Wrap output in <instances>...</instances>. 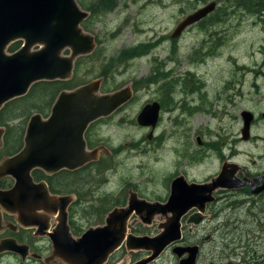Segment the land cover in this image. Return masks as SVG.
Returning a JSON list of instances; mask_svg holds the SVG:
<instances>
[{
    "label": "rangeland",
    "instance_id": "1",
    "mask_svg": "<svg viewBox=\"0 0 264 264\" xmlns=\"http://www.w3.org/2000/svg\"><path fill=\"white\" fill-rule=\"evenodd\" d=\"M83 1L88 4L91 2L95 9L109 8L110 12L104 15L98 10L100 14L96 13L94 17L96 22H90L91 30H85L95 37L97 47L93 52L95 54L89 59L82 57L84 60L80 64L78 80L87 84L102 79L103 65L112 62V71H107L110 77L107 86H111V90L129 86L135 92V97L124 105L122 112L116 111L114 118L99 121L92 127V137L96 139L97 144L106 148L102 154L105 164L108 163V169L110 168L108 173L104 172L103 180L97 179L94 182L95 187H98L96 191L99 190L95 195L108 197L113 194L114 199L121 200L123 187L133 186L150 201L162 198L166 194L169 175L174 170L171 160L174 161L176 155V161H180V157L173 150L174 145L176 149L178 146L170 134L173 131L170 117H179L180 111L166 113L159 129H155L154 136L159 135L160 141L148 139L151 128L137 123L139 113L146 104L160 99L159 91L163 90L164 80L169 82L167 88L173 89L171 103L166 107L169 109L172 105L177 109L184 104L186 96L193 94L185 91L192 85L190 81L200 80V77L204 83L197 91L201 93L192 105L198 103L208 108L218 104L217 109L222 112L219 117L217 115L216 120H212L208 115L204 116V126H211L216 130L223 123L230 124V117L239 115L242 110L263 111L264 23L259 21V17H264V11L260 15L259 3L252 11L258 16L244 12L246 9L242 8L237 0H217V9L211 12L203 23L188 27L179 38H172L174 30L186 17L212 1ZM235 2L240 7L236 6ZM218 15L219 19L213 21ZM140 46L144 47V50L139 56L126 64L116 62L122 52ZM201 46L202 49L197 50ZM212 47L217 50L212 52L216 55L199 60L200 57L209 55L208 51ZM161 71L168 73L166 78L159 76ZM152 77H155L154 81L149 80ZM176 79L180 82L176 83ZM226 82L231 84L230 90L226 89ZM102 93L106 94L103 91ZM162 96L164 97L163 94ZM232 96H235V104L229 101ZM188 104L191 105L190 102ZM213 110H216L214 106ZM254 133L264 136V124L257 126ZM254 147L257 145L243 142L240 144L239 153L243 155V161H247L249 157L257 159V156H246L249 149L253 151ZM259 165L261 166L260 162ZM232 218L235 222L225 225L224 236H213L214 242L203 249L198 264L216 262L210 259V253L215 251L209 248L215 246L219 239L220 250L217 251L230 256H233L230 246L239 244V239H243V244H258L255 242L259 241L260 244L264 243V231L239 223L238 217L232 215ZM162 222L164 220L156 218L152 225L147 226L138 220L134 222V229H139L143 234L157 235L160 231L158 225ZM84 223L86 226L87 223ZM91 223H99V219L92 220ZM244 233L246 236L241 235ZM259 249L264 251V247L257 248L258 251ZM117 256L119 259L116 264H128L134 258L132 252L119 251ZM230 262L232 260L226 259L222 264ZM155 264H175V259L169 251Z\"/></svg>",
    "mask_w": 264,
    "mask_h": 264
},
{
    "label": "water",
    "instance_id": "2",
    "mask_svg": "<svg viewBox=\"0 0 264 264\" xmlns=\"http://www.w3.org/2000/svg\"><path fill=\"white\" fill-rule=\"evenodd\" d=\"M215 8L216 3L211 2L186 17L174 30L172 38L180 37L188 27L203 20ZM88 17L89 13L77 0H0V111L10 101L25 96L38 82L72 79L77 59L91 55L96 49L95 37L82 27ZM17 41L23 43L22 47L10 54L9 47ZM102 82L98 79L74 90H64L58 95L48 117L35 114L30 118L23 149L0 162V181L8 177L15 181L11 190H0V205L9 212H16L21 219L28 216V200L34 201L42 193V199L49 207L60 208L62 224L55 234L49 236L55 255L64 264H107L124 244L128 251L150 253L134 264H149L170 245L180 243V221L186 212L192 207L204 210L206 202L211 201L213 190L235 186L226 184L223 171L204 185L185 188L173 184L165 203L138 199L133 193L127 206L116 207L107 215L104 225L89 228L79 239H74L66 223L70 197L50 196L47 184H35L31 173L39 169L51 176L64 169L76 170L99 159L97 150L87 149L85 135L89 126L114 114L134 95L129 86L103 94ZM160 109L158 102L146 104L137 117L138 124L154 130ZM242 119V135L247 140L253 114L244 111ZM4 134L5 129L0 126V149L3 148ZM170 213L173 217L169 216ZM134 215L147 226L156 218L164 220L159 225L160 233L156 236L130 233L129 220ZM199 221V214H196L189 223ZM2 250L20 254L23 258L28 254L27 247L15 241L3 242L0 245ZM173 253L179 259L188 254L179 264H196L199 247L177 245Z\"/></svg>",
    "mask_w": 264,
    "mask_h": 264
},
{
    "label": "flooded vegetation",
    "instance_id": "3",
    "mask_svg": "<svg viewBox=\"0 0 264 264\" xmlns=\"http://www.w3.org/2000/svg\"><path fill=\"white\" fill-rule=\"evenodd\" d=\"M98 10L104 15H106L107 12H110L109 8H94L95 13L100 14ZM92 21L96 22V19ZM101 78L104 82L105 77L102 76ZM200 80L192 79L190 81L192 85H190V87L186 89V92H190L193 94H189L188 96H186V101H184V104L182 103L177 109H175V107L173 108L172 105L168 109L163 104L162 94L166 97L168 96L169 98L172 97V88L166 87L162 91H159V94H161L160 99H158V101H153L158 102L161 108L159 121L157 123V126L155 127L156 130L159 129V126L164 120V116L166 115V113L169 114L174 110L180 111L179 117H170L173 129V131H171L170 133L171 139L178 146V148L176 149L174 148L176 147L174 145L173 150L174 153L180 157V161H176V155L175 160H171L172 166L174 165V170L169 175L170 178L169 184L167 185L166 194L162 198H155L153 201H150L147 196H145L142 192L136 191L133 186H125L123 187V193L120 194L122 199H116L118 205H116L110 211H108V213H106L104 221L102 223L89 225L87 227L84 226L85 219H90L96 216L94 212L88 211L85 206L86 204H96L97 196L95 195V193L99 191H96L98 187H95V185H93L88 191L87 195L83 197L80 195L81 190L79 189V181H74L72 187H65L64 177L68 173L75 174L79 173V171H85L88 174L86 175V179L90 177L89 179H93V181H96L95 178L97 177V163L101 164L102 166L104 165L103 162L105 159L102 152L105 146L97 144L96 139L92 137L91 133V138H87V133L89 129L90 132L92 131V127L95 123L99 121H106V119H112L115 117L114 114L92 123L86 132L85 139L87 143V149L90 151L97 150L99 153L98 160L87 163L83 167L76 170H61L51 176L47 175L39 169H36L31 173L35 184L39 185L43 182L47 184L50 196L59 198L70 197L71 201L69 202L70 204L66 209V223L68 224L69 232L74 239H79L89 228H95L104 225L107 215L116 207L121 208L127 206L129 198L133 193L137 195L138 199H144L152 203H165L172 193L173 184H179L185 188L189 185H204L217 178L223 171L225 172L226 184H232L235 187L219 188L213 190L211 193V201L206 202L204 210H200L197 207H192L188 212H186L182 216L180 221V230L182 237L180 243H178L177 245L183 247L198 246L199 253L196 258V264H198V260L202 254L203 249L208 248L209 244H212L214 242L213 236L218 235L219 238L224 236L223 233L225 232L224 230H226L225 225L230 224L232 215L234 217H238L239 223L250 225L252 228L257 227L258 229L264 231V136L254 133L257 126L264 124V110L259 112L251 109L242 110L239 112V115H233L232 117H230V124L223 123L216 130H213L211 126H204L202 122L204 116L208 115L212 120H216L217 115L219 117L220 115H222V112L218 111V104L211 105L208 108H205L198 103L192 105L193 102H196L198 94L201 93L197 92L204 83L203 78L200 77ZM224 85L226 89H231L230 83L226 82L224 83ZM115 91H118V89L108 93H112ZM133 94V97H135L134 91ZM234 97L235 96L230 97L229 101H233V103L235 104ZM187 101L190 102L191 105H189ZM213 106L218 111V114L216 110H213ZM123 107L117 110V112H122ZM244 111H248L253 114V120L250 125V132L247 140L243 139L242 135V112ZM175 128H178V130H175ZM155 129L152 130L151 128L150 133L152 134L150 138L148 137V139L153 138L155 141H160L161 138L159 135L154 136ZM242 142L244 144L252 143L257 145V147H254L253 151L249 149V152H247L246 155L257 156V159L256 157L255 159H250L249 157L247 161H243V155L239 153V146ZM2 149H0V151ZM105 150L106 148L104 149V151ZM7 157L10 156L3 155L1 161ZM259 162L261 163V166L259 165ZM105 165L106 167L103 173L105 171H107L108 173L110 168L108 169V163ZM57 176L59 177V179H62V181L61 183H58L59 187L55 190L54 188H52L51 182L46 178L53 177V183L54 178ZM103 177L104 174L102 175V178ZM102 178L101 180H103ZM14 184L15 181L12 178H4L0 181V190H11L14 187ZM42 198L44 197L42 193H40L35 197L34 201H32V199L28 200L30 202L28 212H26L28 216L21 219H19L16 212H9L0 205V245H2L5 241H15V243H17L18 245L27 247L28 249V254L25 256V258H23L20 254L14 253L9 250L0 251V264H64L62 260L57 255H55L54 244L51 237L49 236L50 234H55L60 228L59 225L62 224L63 216L60 214L61 209L49 207ZM124 203L126 204L122 205ZM81 209H84V211L82 212ZM196 214H199V223H189L190 218L195 216ZM169 216L173 217V214L170 213ZM240 217L242 218L240 219ZM138 220L139 219L136 215L130 218V233L139 236H156L153 233L143 234L139 229H134V222ZM131 221L133 222L131 223ZM73 226H76L78 233L75 232ZM235 229L238 230L237 227ZM241 235L246 236V233ZM239 241V244H237L236 246H230V249L233 251V256H230L226 255L224 252L219 253L217 251L220 250V248L218 247L220 244L219 239L215 246H211L209 248L215 251L210 253V259L216 261L214 262V264H222V262H224L226 259L232 260V262H230L229 264H262L264 262V251L260 249L259 251L257 250V248L259 247H264V243L260 244L259 241L255 242L258 244H254L250 242V245H246L243 244V239H239ZM177 245H170L157 260L149 264H155L169 251L172 253V256L175 259V264H179L182 259L188 257V254H184L183 257L179 259L178 256L173 253V248ZM252 247V253L247 259V256H244V251L246 249H251ZM119 251L126 253L132 252L134 254V258L131 259L128 264H134L137 261L150 255V253H147L145 251H128L124 244L116 253L113 254L115 257L111 261L112 264L118 263L116 262V260L119 259V256H117ZM109 261L107 264H109Z\"/></svg>",
    "mask_w": 264,
    "mask_h": 264
},
{
    "label": "trees",
    "instance_id": "4",
    "mask_svg": "<svg viewBox=\"0 0 264 264\" xmlns=\"http://www.w3.org/2000/svg\"><path fill=\"white\" fill-rule=\"evenodd\" d=\"M200 1L206 3L207 1H210V0H200ZM211 1L212 2L215 1V3H216L217 0H211ZM237 2L241 3L242 8L244 7L246 9V10H244V12L247 11L250 14L254 13L255 15H258L257 13L252 12L256 8V4H258V3H259V9H260L259 11L261 12L260 15H262V13L264 11V0H237ZM78 3L81 5V7L84 10L91 13V15L82 24L84 30L89 31V30H91L90 29L91 28L90 22L95 19L94 17H95L96 13L94 11V8L92 7L91 2H90V4H88L87 2L80 0V2L78 1ZM235 4H236V6H239L236 2H235ZM216 9H217V3H216ZM207 17H205L203 20H201L200 22H198L196 24L203 23ZM259 18H260L259 21L264 23V17H259ZM218 19H219V15L213 21L218 20ZM21 45H22V42L13 43L9 47L8 51L10 53L16 52L21 47ZM201 49H202V46L197 50H201ZM143 50H144V47H142V46L128 49V50H126L120 54V56L116 59V62H118L120 64H124V63L126 64L127 61L132 60L136 56H139ZM216 51L217 50H213V47H212V49H209V51H208L209 55L207 54L205 57L204 56L200 57L199 60L204 59V58H208V57H213L214 55H216V53L212 54V52H216ZM65 53L68 54V51H66ZM94 54L95 53L85 57V59L86 60L89 59ZM82 60H84L82 57L77 59V61L75 63L74 75H73V78L71 80H69V81H53V82H47V81L38 82L31 87V89L29 90L27 95L20 97V98H17V99H14L4 106V108L0 111V126L5 129L4 148L0 151V161L3 157V155L12 156V155L16 154L17 152H19L23 148L26 127H27V124H28L30 118L33 115L40 114L45 118L48 117L50 114V111L52 109V106L54 105L58 95L62 91L72 90V89H74L80 85L85 84V82L78 80V74H79L80 64L82 63ZM111 65H112V62H110V63L108 62L107 64H105V66L103 65L102 76L105 77V80L102 83L101 91H103L104 93H108V92H111V91L118 89V88H114L111 90L112 87L107 86V81L110 78L107 74V71H109V70L112 71ZM167 75H168V73H165V72L160 73L159 72L160 77L166 78ZM149 80L154 81L155 77H152ZM175 81H176V83L180 82L179 79H176ZM164 83L165 84H163L162 89L166 88L167 85L169 84V82L167 80H164ZM187 86L188 85L186 84V87ZM135 88H136V86H135ZM170 103H171L170 98L168 96L166 97L164 95L163 104L166 106V105H169ZM90 133L91 132L89 129V131L87 133V138H89L91 136ZM103 164L104 165L102 166L101 164L97 163L98 166H97V177L95 178L96 180L101 179L102 175L104 174L103 171H104L106 165L104 162H103ZM86 175H88V174L85 171H79V173H75V174H70V173L66 174V176L64 177L65 187H68V186L72 187L74 184V181H76V182L79 181V189L81 190L80 195L83 197L86 196L88 191L94 185V182H95V180L93 181V179H89L90 177L86 179ZM46 179L51 182V186L55 190L59 187L58 183H61V181H62V179H59L58 176L54 178L53 183H52L53 177H47ZM112 196L113 195H108V197L107 196H103V197L97 196V198H96L97 202L95 205L86 204V206H85L86 209L88 211L94 212V214L96 216L92 217L90 219H85L84 222L87 223L86 226L84 225L85 227H87L89 225H96V224L102 223L104 221L106 213H108V211H110L113 207L118 205V202ZM81 211L83 212L84 209H81ZM96 219H99V223H91L90 224V222L92 220H96ZM233 222H235V221L233 219H231L230 224ZM73 228H74L75 232L78 233L76 226H73ZM245 244L250 245L251 243L250 244L245 243ZM244 252H245V255L249 258V255L252 253V248L246 249ZM114 257H115L114 255L111 256L109 264H112L111 261L114 259ZM262 264H264V262Z\"/></svg>",
    "mask_w": 264,
    "mask_h": 264
},
{
    "label": "bare ground",
    "instance_id": "5",
    "mask_svg": "<svg viewBox=\"0 0 264 264\" xmlns=\"http://www.w3.org/2000/svg\"><path fill=\"white\" fill-rule=\"evenodd\" d=\"M206 17H207V16H206ZM17 42H21V41H17ZM15 43H16V42H15ZM19 49H20V48H19ZM19 49H18V50H19ZM18 50H17V51H18ZM8 52H9V51H8ZM9 53H10V52H9ZM13 53H15V52H13ZM10 54H12V53H10ZM22 97H23V96H22ZM19 98H20V97H19ZM242 185H243V184H242ZM261 190H262V189H261ZM232 219H233V218H232ZM236 250H237V249H236ZM248 255H249V254H248ZM244 256H245V254H244ZM247 258H248V257H247Z\"/></svg>",
    "mask_w": 264,
    "mask_h": 264
}]
</instances>
